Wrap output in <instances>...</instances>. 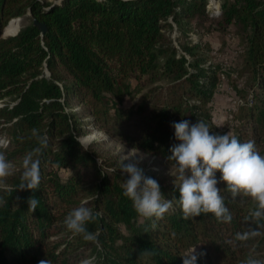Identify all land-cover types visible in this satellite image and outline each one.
<instances>
[{"label":"trees","instance_id":"16d2710c","mask_svg":"<svg viewBox=\"0 0 264 264\" xmlns=\"http://www.w3.org/2000/svg\"><path fill=\"white\" fill-rule=\"evenodd\" d=\"M28 14L18 34L3 35L11 20L27 21ZM211 17L216 25L208 29L236 28L242 78L251 88L252 104L241 108L232 134L254 140L264 155V0H0V138L8 141L0 151L19 164L38 146L33 128L49 137L39 188L5 195L0 207V264H80L91 256L95 264H183L194 246L205 253L196 264H241L253 250L263 259L264 236L235 240L255 228L245 221L252 204L243 194L233 200L223 192L233 216L227 224L211 214L185 220L175 203L178 182L168 160L178 143L173 122L204 120L212 132L227 133L211 115L222 66L208 60L200 43L176 47L170 35L176 27L186 36ZM34 21L45 25L43 36ZM93 129L118 147L105 140L83 146L79 139ZM130 151L151 159L138 166L164 199L174 200L162 220L140 217L123 194L127 176L119 167ZM215 178L223 191L219 172ZM18 180L19 174L9 183ZM29 197L40 201L33 212ZM81 204L100 213L87 228L100 230L102 251L62 223ZM146 249L157 253L150 261L139 258Z\"/></svg>","mask_w":264,"mask_h":264},{"label":"clouds","instance_id":"9594fccd","mask_svg":"<svg viewBox=\"0 0 264 264\" xmlns=\"http://www.w3.org/2000/svg\"><path fill=\"white\" fill-rule=\"evenodd\" d=\"M189 103H196L195 100ZM174 138L178 141L170 149L168 157L172 161L170 174L178 182L179 199L175 203L183 214V219H193L201 214H211L222 223H231L233 216L225 205V195L230 194L231 199L243 196L250 199L252 207L245 217L255 228L248 227L235 235V240L247 242L264 236V155L260 153L254 140L241 142L234 134H219L212 132L208 123L197 120L191 123L181 119L173 122ZM38 144L26 152L19 164L8 159L0 151V207L7 204L5 195L14 191L35 192L42 180L41 163L44 150L49 146V137L40 134L33 128L31 137ZM6 138H0V145L7 143ZM126 156L119 167L121 176H127L121 182L123 194L131 202L135 212L146 220H162L166 214L174 209V200L164 199L158 182L144 175L138 161L132 159L136 156ZM129 161L124 163V161ZM60 167L59 164L55 165ZM115 171V169H113ZM220 173V181L226 188L222 191L217 187L216 173ZM19 174L18 183L13 185L9 179ZM19 200V197H17ZM39 199L29 197L26 201L28 210L37 209ZM100 213L92 207L81 204L70 210L63 219V225L74 236H79L85 242L95 245L102 251L99 241L100 230L89 231L87 225L95 223ZM154 249H146L140 253L139 258L150 261L156 255ZM205 255L197 252L196 246L190 248L182 257L183 264H196L198 257ZM96 257L91 256L80 261V264H95ZM39 264H51L49 259H42ZM241 264H264V259L256 258L255 252L249 253Z\"/></svg>","mask_w":264,"mask_h":264},{"label":"rangeland","instance_id":"374dc122","mask_svg":"<svg viewBox=\"0 0 264 264\" xmlns=\"http://www.w3.org/2000/svg\"><path fill=\"white\" fill-rule=\"evenodd\" d=\"M215 4L218 5L217 2L213 3L209 7L210 11L215 7ZM25 17L29 18L24 22L19 20L24 17L11 20L3 29V35L9 37L29 24L30 16L27 15ZM215 20L216 17H211L208 21L197 26L194 31H189L186 36H181L176 27H174L170 35L176 47L178 42L200 43L202 48L207 52L208 60L222 66L224 72L221 76V82L216 95L211 103L212 122L220 132L227 131L232 133L231 127L237 117H239L241 108L252 104L250 96L251 88L246 87L244 78H242L243 50L240 36L236 33V28L231 26L226 32L208 29L210 25H216ZM126 105L128 106L129 103L127 102ZM79 140L85 147L93 141L100 140L109 141L108 147L110 148L118 147L114 141H110L106 133L96 129H93L90 135L81 137ZM134 154L137 155L132 157V159L138 161V165L144 163L148 158L135 151H130L126 156ZM126 156L125 159L127 158ZM150 162L151 159L148 158V164Z\"/></svg>","mask_w":264,"mask_h":264},{"label":"water","instance_id":"95a60500","mask_svg":"<svg viewBox=\"0 0 264 264\" xmlns=\"http://www.w3.org/2000/svg\"><path fill=\"white\" fill-rule=\"evenodd\" d=\"M28 15H30V14H28ZM17 19H18V18H17ZM33 24H34L35 26L38 27L41 36H43V35L45 34V32H46V27H45V25H44V24H39L37 21H34ZM18 32H19V31H18ZM18 32H16V33L13 34V35H10V36H14V35L18 34Z\"/></svg>","mask_w":264,"mask_h":264},{"label":"built area","instance_id":"2783aa9c","mask_svg":"<svg viewBox=\"0 0 264 264\" xmlns=\"http://www.w3.org/2000/svg\"><path fill=\"white\" fill-rule=\"evenodd\" d=\"M250 102H251V100H250Z\"/></svg>","mask_w":264,"mask_h":264}]
</instances>
